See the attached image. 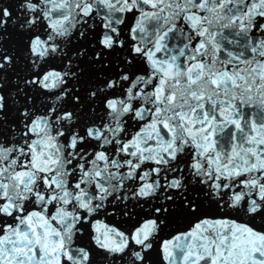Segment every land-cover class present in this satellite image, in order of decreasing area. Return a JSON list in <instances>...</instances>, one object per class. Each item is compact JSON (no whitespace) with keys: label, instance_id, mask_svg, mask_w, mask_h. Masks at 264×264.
Segmentation results:
<instances>
[{"label":"snow or ice","instance_id":"snow-or-ice-1","mask_svg":"<svg viewBox=\"0 0 264 264\" xmlns=\"http://www.w3.org/2000/svg\"><path fill=\"white\" fill-rule=\"evenodd\" d=\"M0 264H264V0H0Z\"/></svg>","mask_w":264,"mask_h":264}]
</instances>
